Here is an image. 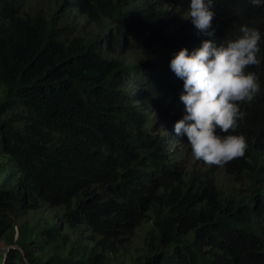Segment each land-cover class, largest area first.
<instances>
[{"label": "trees", "instance_id": "obj_1", "mask_svg": "<svg viewBox=\"0 0 264 264\" xmlns=\"http://www.w3.org/2000/svg\"><path fill=\"white\" fill-rule=\"evenodd\" d=\"M215 7L206 36L189 0H0V264H264V42L227 133L243 156L208 164L174 130V53L264 33V6Z\"/></svg>", "mask_w": 264, "mask_h": 264}, {"label": "clouds", "instance_id": "obj_2", "mask_svg": "<svg viewBox=\"0 0 264 264\" xmlns=\"http://www.w3.org/2000/svg\"><path fill=\"white\" fill-rule=\"evenodd\" d=\"M264 6V0H250ZM215 0H189L187 19L198 34L214 36ZM239 35L218 43L206 39L202 45L174 53L170 68L183 81L180 100L185 114L175 123V133L187 136L193 156L208 164L223 166L243 156L248 147L244 134L235 132L246 116L243 103H251L261 90L259 76L248 70L261 63L264 33L241 25Z\"/></svg>", "mask_w": 264, "mask_h": 264}, {"label": "rangeland", "instance_id": "obj_3", "mask_svg": "<svg viewBox=\"0 0 264 264\" xmlns=\"http://www.w3.org/2000/svg\"><path fill=\"white\" fill-rule=\"evenodd\" d=\"M24 4H25V7L27 8V10L32 12V13L45 14V13L49 12V10L54 6L55 0H24ZM78 16L81 17L79 14H78ZM172 147L173 146L171 144L170 148H172ZM181 147L182 146L179 144L177 148H181ZM147 227H148V225L145 224L142 229L138 230L137 236L132 238L133 242H132L131 252L134 253V252H136L135 251L136 247H142L143 246V240L141 238L144 235V229H146ZM1 247H5V246L2 245ZM6 248L7 247H5V249ZM9 251L7 252V255L9 254Z\"/></svg>", "mask_w": 264, "mask_h": 264}, {"label": "water", "instance_id": "obj_4", "mask_svg": "<svg viewBox=\"0 0 264 264\" xmlns=\"http://www.w3.org/2000/svg\"><path fill=\"white\" fill-rule=\"evenodd\" d=\"M10 249H11V247H7V248H6L7 251H6V253H5V257H7V252H8Z\"/></svg>", "mask_w": 264, "mask_h": 264}]
</instances>
